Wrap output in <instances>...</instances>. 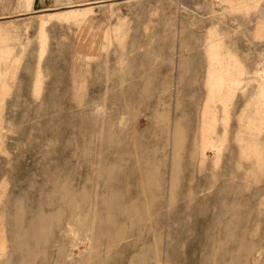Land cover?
I'll return each mask as SVG.
<instances>
[{
  "label": "rangeland",
  "instance_id": "obj_1",
  "mask_svg": "<svg viewBox=\"0 0 264 264\" xmlns=\"http://www.w3.org/2000/svg\"><path fill=\"white\" fill-rule=\"evenodd\" d=\"M0 264H264V0H0Z\"/></svg>",
  "mask_w": 264,
  "mask_h": 264
},
{
  "label": "bare ground",
  "instance_id": "obj_2",
  "mask_svg": "<svg viewBox=\"0 0 264 264\" xmlns=\"http://www.w3.org/2000/svg\"><path fill=\"white\" fill-rule=\"evenodd\" d=\"M70 203L73 204V203H74V199H71V200H70ZM49 216H50V218H51V217H52V214H50ZM46 220H47V219H46ZM47 221H48V220H47ZM100 222H101V221H100ZM35 225H36V224H35ZM72 247H73V248H76V245L72 244ZM72 256H73V252L70 253V254L68 255L69 258H71ZM66 257H67V256H66Z\"/></svg>",
  "mask_w": 264,
  "mask_h": 264
}]
</instances>
